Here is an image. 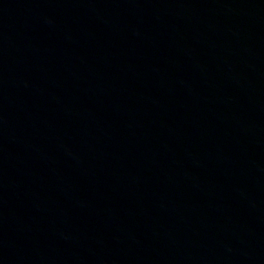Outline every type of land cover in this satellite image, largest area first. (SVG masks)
<instances>
[{
	"label": "water",
	"instance_id": "obj_1",
	"mask_svg": "<svg viewBox=\"0 0 264 264\" xmlns=\"http://www.w3.org/2000/svg\"><path fill=\"white\" fill-rule=\"evenodd\" d=\"M0 264H264V0H0Z\"/></svg>",
	"mask_w": 264,
	"mask_h": 264
}]
</instances>
